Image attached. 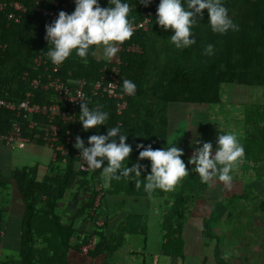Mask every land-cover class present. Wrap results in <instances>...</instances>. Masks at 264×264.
Here are the masks:
<instances>
[{
    "label": "trees",
    "instance_id": "obj_1",
    "mask_svg": "<svg viewBox=\"0 0 264 264\" xmlns=\"http://www.w3.org/2000/svg\"><path fill=\"white\" fill-rule=\"evenodd\" d=\"M14 2L25 7L24 11H17L18 22L7 17L12 8L10 3ZM127 2L130 22L136 23L147 15L146 28L133 30L131 38L120 44L114 58H105L102 51L93 46L87 63L73 53L60 64L56 74L71 84L82 78L87 84L85 88L89 89L101 78L107 82L115 65L119 69L116 91L124 92L123 80L129 79L136 85L134 94L124 93L125 106L117 112L118 97L88 93L89 107L102 106V110L109 113L106 125L84 130L77 120L72 126L61 125V132L70 128L71 134L80 136L87 146L89 135L104 133L107 127L119 125L127 135L126 142L133 148L129 164L137 159L136 143H150L153 148H160L172 142L183 149L181 158L191 169L187 158L192 155L193 145L188 138L173 135L177 117L172 112L177 110L169 113L170 107L184 103L198 104L199 109L200 105L221 104L224 84L264 87V0H222L228 15L238 24V30L230 29L224 34L211 31L207 10H202L203 16L192 26L195 43L182 49L170 43L172 30H165L156 23L159 0H150L147 5L140 0ZM182 2L186 6L187 0ZM0 3H5V7L0 8V98L17 103L30 90L32 101L51 102L52 92L32 89L29 84V79L37 73L45 78L44 68L51 64L46 56L50 45L45 39V25L53 19L36 7L39 4L70 13L74 10L73 0H58L56 5L51 0H0ZM100 4L107 6V0H100ZM209 43L213 45L210 55L204 52ZM117 55L120 63L116 65ZM38 56L44 63L35 62ZM24 71L28 77L23 79ZM236 105H241L240 124L233 129L244 146V157L232 171L229 185L217 179L202 183L191 170L171 191L159 188L145 191V172L135 178L141 180L140 188L135 186V179L125 177L111 178L107 183L102 168L91 172L79 169L75 141L69 146L64 164L59 160L48 161L42 166L27 164L6 174L0 172V196L11 184L17 188L23 202V214L14 222L2 218L8 205L0 199V231H4L0 235V264H111L116 250L132 234L143 238V249L133 251L140 256L141 264H154L158 252L150 250L148 245L153 241L150 232L155 226L161 232L159 249L167 258V264H185L183 248L192 252L196 264H264V237H258L264 235V211L254 213L255 223L256 216L262 213L256 227L258 232L255 227L249 229L251 224L245 232L246 226H242L240 218L243 207L241 210L237 205L235 210L232 208L234 200H240L249 188L252 192L264 193V103L239 102ZM205 114L206 120L195 131L202 141L209 139L207 109ZM213 115L217 117V113ZM14 119L22 124L23 134L29 137L27 142L46 147L42 140L46 128L42 117L16 118L14 111L2 106L0 132H10ZM30 119L38 123L28 128ZM185 130L181 131L182 135ZM186 135L189 137L190 132ZM48 150L51 153V149ZM141 163L147 171V159ZM100 191V202L95 205ZM132 205L137 208L132 207L126 214L123 209ZM119 218L123 220L121 224H118ZM215 220L217 229L222 228V224L233 228L225 240L212 233L211 223ZM96 221L102 222L97 224ZM148 222L151 223L148 225ZM237 233L242 236H236ZM90 236L95 238L94 246L83 253L80 246ZM10 239L15 246L8 242ZM190 241H194V246ZM13 248L15 254L4 251Z\"/></svg>",
    "mask_w": 264,
    "mask_h": 264
},
{
    "label": "clouds",
    "instance_id": "obj_2",
    "mask_svg": "<svg viewBox=\"0 0 264 264\" xmlns=\"http://www.w3.org/2000/svg\"><path fill=\"white\" fill-rule=\"evenodd\" d=\"M74 10L70 13L59 10L55 19L45 25V39L50 45L46 52L48 59L59 65L73 53L87 63V56L96 46L107 59L115 57L119 45L131 38L133 29L129 18L130 6L127 0H107V6H101L100 0H73ZM147 5L150 0H140ZM207 10V21L211 31L224 34L228 30H238L228 15V9L222 0H159L156 6V23L163 29L172 30L170 43L177 49L187 48L195 43L192 26L197 18ZM213 45L207 44L205 54L210 55ZM122 87L125 93L134 94L136 85L124 79ZM109 113L102 106L89 107L86 99L80 100L79 117L84 130L106 125ZM127 135L119 125L107 127L104 133L92 134L85 140L75 137L74 147L86 162L89 169L102 168L103 175L108 178L121 177L135 179L145 172V191L156 188L164 191L173 190L179 180L194 171L202 183H210L213 179L229 185L232 182V171L237 162L244 157V146L231 131L219 132L215 146L211 141H202L196 133L190 141L193 145L192 155L187 158L186 167L183 149L170 143L167 147L153 148L152 145L136 143L137 159L130 161L132 145L127 143ZM27 142V141H25ZM14 145V144H13ZM147 159V171L142 160ZM131 174V175H130ZM135 186L140 188L141 180L135 179Z\"/></svg>",
    "mask_w": 264,
    "mask_h": 264
},
{
    "label": "built area",
    "instance_id": "obj_3",
    "mask_svg": "<svg viewBox=\"0 0 264 264\" xmlns=\"http://www.w3.org/2000/svg\"><path fill=\"white\" fill-rule=\"evenodd\" d=\"M42 0H36V2ZM72 1V0H69ZM53 4H58V0H51ZM11 10L8 12L7 17L15 22L19 20V13L17 11H24L25 7L19 3H10ZM66 4H63L65 6ZM5 3H0V8H4ZM37 9H39L44 14H47L52 19H55L58 11L53 7L43 8L41 5L37 4ZM148 16L136 23H131L133 30L139 28H146V22ZM120 48V45H119ZM133 47H128L127 49L132 50ZM115 64L120 63V58L117 55L115 58ZM35 62L39 65L44 63L41 56L35 58ZM60 67L51 62L50 67L44 68L46 73L45 78H42L41 73H37L29 79V84L32 89H42L45 91H50L53 94V99L51 102L39 103L32 101L33 92L27 91L23 100L19 102L8 101L0 98V107H5L9 110L15 112V117L24 116L25 118L29 115H37L42 117L43 122H45L46 128L42 133V140L46 147L50 148L52 151V161L57 162L59 160L62 164L66 163L69 146L75 141V136L71 134V129L67 128L64 130L63 134L61 132V125L69 124L73 125L76 123L79 117V104L80 100H84L87 94L108 96V97H118L120 100L116 103V110H120L125 106V100L123 95L125 92L116 91L117 89V78L118 67L113 65L111 67V73L108 75L109 80L107 82L103 81V78L96 80L89 89H86V81L82 78L77 79L74 83H68L59 77L56 72H58ZM106 66H104L105 68ZM28 73L23 72L22 78H27ZM127 94V93H126ZM37 121L30 119L27 123L28 128L33 127ZM38 123V122H37ZM11 131L7 133L0 132V139L3 140L8 145H13L14 142H25L29 141V137L23 134L22 124L18 120H12L10 123ZM77 156V162L79 164V169L85 172H91L94 169H89L86 162L79 155V152L75 154ZM98 188L101 185L98 184ZM102 191L96 195L95 205L100 202V196ZM102 221H96L97 224H101ZM95 238L90 236L87 240L83 241L80 250L86 253L90 248L94 246Z\"/></svg>",
    "mask_w": 264,
    "mask_h": 264
},
{
    "label": "rangeland",
    "instance_id": "obj_4",
    "mask_svg": "<svg viewBox=\"0 0 264 264\" xmlns=\"http://www.w3.org/2000/svg\"><path fill=\"white\" fill-rule=\"evenodd\" d=\"M221 96H222L221 104L200 105L199 109L196 107V106H199L198 104L184 105V103H181V104L179 103V104L171 105L169 113H171V111L174 109L177 110L176 112H172V114H176V117H177L174 121V126H173L174 133H173V135H177L178 138L185 137V138H181V139H187L188 138V142L191 141L194 138V136L196 135L195 131L197 129H199L201 122L203 120H206L205 119V115H206L205 109H207L209 114H210L208 116V118H210V119L207 123L208 124V127H207L208 130L207 131H208L209 139L207 137V139L205 141H211L212 143L213 142L215 143V140H213V138L216 139V135L219 132V130L221 132L231 131L234 133L235 131L233 128H236L237 126H239V124H240L239 119H240V115H241V107H240L241 105H236V104L239 102H261V103H264V87H261V86H236V85L224 84L222 86V89H221ZM219 110H220V112H219ZM185 111L187 112L186 114H185ZM177 113H178V115L179 114L180 115L178 116ZM213 113H217L218 119L215 115H213ZM184 117H186V118H184ZM211 127H214L213 130H216V128L218 130L213 131L211 129ZM183 128H186L185 135L187 132L188 133L190 132V135H189L190 138L187 135L186 136L182 135L183 132H181V131L183 130ZM18 144H20V142H14V146L18 145ZM191 148H193V147H191ZM5 153H6L5 151L0 150V164L2 163L3 160H5ZM2 155H3V157H2ZM103 179H104V181H106L108 183V178H106L104 175H103ZM242 187H239L238 191H241ZM262 195H263V193L258 192L257 200L252 201V198L250 197V194H249V190H247L245 196H243L240 200H234L233 207H232L234 210H235V205H237L240 210L243 207L242 211H244V212L240 213V214H242V216H240V218H241V223L243 224L242 226L243 227L246 226V229L244 230L245 232L248 231L249 224L252 225V228L255 227V229H257L256 227H257L258 221H260L259 219H261V218L256 216L255 219H256L257 223L254 222L255 220L253 218L255 216L254 213L256 211H259L261 209H263V211H264V198L262 197ZM253 196H254V193H253ZM127 207H128V209H123V211L126 214L131 211L132 207H133L132 209L137 208L136 205L127 206ZM139 208L142 209L141 206H139ZM125 221H126V219H125ZM121 222H123V220L121 218H119L118 224H121ZM215 222L218 223V221H216V220L211 223V226L213 229L212 233L214 235L222 237V239H224V240L226 238H228L229 232H231L233 229L230 226V224H228V225L222 224V226H221L222 228L217 229L215 227L216 226ZM150 223L148 222V225ZM152 225H154V224H152ZM240 232H242V231H240ZM150 234L152 235L153 241L148 246H150L149 247L150 250H154L155 252H158L159 259L163 260L165 258V256L162 255V252L159 249L160 248L159 246L161 243V239H159V236H160L161 232L156 230V226H155V229H151ZM234 235H235V233H234ZM258 235H260V234H258ZM236 236L240 237V236H242V233H240V234L237 233ZM258 237H264V235L263 236L261 235ZM258 237H256V239H258ZM186 239H187V236H186ZM233 240H236V239L233 238ZM260 240L261 239H258L259 242H260ZM258 241H256V243ZM263 241H264V239H263ZM191 244H192V246H194V241H192ZM149 248H147V249H149ZM142 249H143V238H142V236L141 235H133V234L129 235L125 241V244H123L119 249H117L116 252L114 253V255L112 256L111 264H141V262H140L141 258L138 254L131 256V255H128V252L140 251ZM191 253L192 252L190 250H185V248H183V254L185 255V260H186L185 264H196V263H194V260L192 259L193 257L191 256L192 255ZM227 259L229 260V258H227ZM233 262H234V260H233ZM255 262L258 263V261L256 259H255ZM173 263L177 264L176 262H173Z\"/></svg>",
    "mask_w": 264,
    "mask_h": 264
},
{
    "label": "crops",
    "instance_id": "obj_5",
    "mask_svg": "<svg viewBox=\"0 0 264 264\" xmlns=\"http://www.w3.org/2000/svg\"><path fill=\"white\" fill-rule=\"evenodd\" d=\"M0 150H3L6 152L5 160H3L2 163L0 164V172H4L5 174L8 172H11L13 169L20 167L22 165L40 164L42 166L44 163H48V161L53 162L52 161V151L50 153L48 148L44 146L35 145L30 142H20V144L14 146V145H8L5 142L0 140ZM41 173L43 175V171H41ZM253 193H254V196H253ZM249 194H250V197L252 198V201L257 200L258 193H256V191L252 192V190L249 188ZM262 197L264 198V193ZM0 199L3 200V202H6L8 205V208L4 211L2 218L7 221L14 220V222H17L18 218H20L23 214V202H22V198L17 188H15L14 185L8 184L7 187L2 190ZM261 211H263V209H261ZM256 212H259V211H256ZM261 214H259V217H261ZM249 229L252 230L254 228H252V225H251V228ZM255 230L256 232H258L257 229ZM3 232L4 231L1 230L0 235H2ZM256 232L255 234H257ZM10 241L13 242L12 245L15 246L14 241H12V239L8 240V242ZM6 250L12 254H15L14 248L5 249L4 251ZM134 252L130 251L128 252V255L133 256L135 255ZM166 259L167 258L165 257L163 260H160L158 256H155L156 263L154 262V264H167ZM140 262H141V259H140Z\"/></svg>",
    "mask_w": 264,
    "mask_h": 264
}]
</instances>
